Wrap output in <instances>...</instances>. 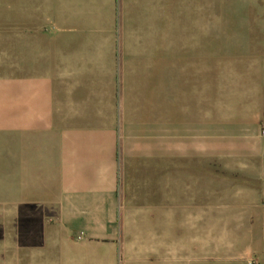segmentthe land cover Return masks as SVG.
<instances>
[{"label":"crops","instance_id":"0c3cea01","mask_svg":"<svg viewBox=\"0 0 264 264\" xmlns=\"http://www.w3.org/2000/svg\"><path fill=\"white\" fill-rule=\"evenodd\" d=\"M104 2L111 20L121 4L137 27H97ZM176 11L177 0H0V264H172L118 242L121 227L143 226L128 213L153 212L177 190L172 99L161 91L175 76L161 53L177 49ZM243 40L220 46L228 63L213 114L234 133L235 178L251 183L237 223L249 251L236 259L264 264V110L239 113L234 94L238 75L264 77V43Z\"/></svg>","mask_w":264,"mask_h":264},{"label":"rangeland","instance_id":"374dc122","mask_svg":"<svg viewBox=\"0 0 264 264\" xmlns=\"http://www.w3.org/2000/svg\"><path fill=\"white\" fill-rule=\"evenodd\" d=\"M99 7L103 10L99 12L97 27H137V20L122 19L121 4L115 5L112 20L107 13L109 5L104 2ZM176 15L177 49L161 53L162 59L171 60L175 76L164 79L161 91L163 97L166 91L170 92L172 99V137L176 127L178 143L177 190L167 197L163 191L162 201L153 212L146 209L143 213H128L127 219L140 220L143 226L121 227L118 250L167 254V262L172 264L258 263L236 259L237 253L249 251V243L244 244L249 238L237 235L241 229L237 223L244 213L240 212L241 207L251 202L244 191L251 183L235 178L234 133L219 131L215 114L221 94L218 67L228 63L218 60L220 46L244 43L245 38L264 43V35L217 34L240 28L264 29V4L177 0ZM239 66L250 67L252 63ZM235 79L237 111H263L264 77L249 74ZM147 87L148 91L155 90ZM162 105L166 118L165 99ZM263 128L261 124L260 137Z\"/></svg>","mask_w":264,"mask_h":264},{"label":"built area","instance_id":"2783aa9c","mask_svg":"<svg viewBox=\"0 0 264 264\" xmlns=\"http://www.w3.org/2000/svg\"><path fill=\"white\" fill-rule=\"evenodd\" d=\"M262 136L264 137V128H263V130H262ZM251 264H258V263L253 262V263H251Z\"/></svg>","mask_w":264,"mask_h":264}]
</instances>
